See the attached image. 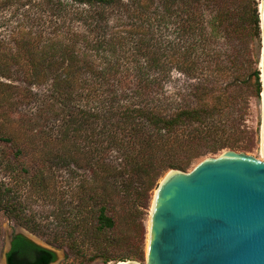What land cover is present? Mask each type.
<instances>
[{
    "label": "trees",
    "instance_id": "16d2710c",
    "mask_svg": "<svg viewBox=\"0 0 264 264\" xmlns=\"http://www.w3.org/2000/svg\"><path fill=\"white\" fill-rule=\"evenodd\" d=\"M38 2L47 22L13 12L0 23L8 31L0 37V170L11 176L0 178V210L43 229L44 212L19 195L28 184L55 205L54 242L105 262L142 259L136 206L159 176L250 149L243 100L262 83L244 56L261 33L258 9L254 0H0V13ZM174 70L194 80L184 93L168 91ZM115 199L134 211L127 242L109 234ZM7 256L9 264L57 259L22 234Z\"/></svg>",
    "mask_w": 264,
    "mask_h": 264
},
{
    "label": "water",
    "instance_id": "95a60500",
    "mask_svg": "<svg viewBox=\"0 0 264 264\" xmlns=\"http://www.w3.org/2000/svg\"><path fill=\"white\" fill-rule=\"evenodd\" d=\"M259 15L262 158L225 149L206 156L189 171L170 169L153 198L146 261L123 264H264V0ZM16 233L47 248L25 230ZM3 264H9L7 255Z\"/></svg>",
    "mask_w": 264,
    "mask_h": 264
},
{
    "label": "rangeland",
    "instance_id": "374dc122",
    "mask_svg": "<svg viewBox=\"0 0 264 264\" xmlns=\"http://www.w3.org/2000/svg\"><path fill=\"white\" fill-rule=\"evenodd\" d=\"M21 1H18L17 4H20ZM254 4L258 9L260 8L261 0H254ZM41 5L38 3L29 4L27 6H24L22 8L20 7H12L9 8L6 12L5 10L0 13V23L1 20H8L10 16L14 13H20V14H30L33 17H37L39 19H44V22H47V20H50V14L47 12L45 13V16H42L38 11V8ZM14 12V13H13ZM14 23L10 28H13L16 24L15 19ZM60 20V19H59ZM68 25V24H67ZM74 29L80 30L81 32L84 31V27L82 25H78L76 23L70 24ZM260 32H261V26H260ZM0 37L7 36L8 31H2L0 28ZM226 44V43H225ZM220 46H218V49L228 52H232L233 49L228 46L222 47L221 42L219 43ZM230 52V53H231ZM262 53H263V39H262V33H260L259 36L255 37L250 42V47L248 50L245 51V58L250 57L252 68L257 69L260 71L261 74V66H262ZM248 56V57H247ZM261 78V77H260ZM261 80V79H260ZM194 80L189 79L183 74H180L177 71H173L171 75L170 82L167 84L168 91L170 93L175 94L174 92H181L184 93V90L187 89V84L192 83ZM262 83V82H261ZM242 120V119H241ZM243 129H245L246 133L244 134V144H248L250 146V149L248 151H245L249 154L255 155L257 157L262 158V150H261V132H262V124H263V97H262V91L260 94L252 95L249 98V101L246 103L243 100ZM244 151V150H243ZM221 153V152H220ZM219 154V153H218ZM218 154H211V155H218ZM209 156V155H208ZM205 158V157H204ZM203 159V158H202ZM202 159L196 160L191 167L186 170H191L195 165L198 164ZM170 170V169H169ZM166 170L159 178L157 179L156 183L152 187V189L148 192V197L143 198L138 201V207L136 206L138 210V215L140 216V221L143 222L145 227V233H144V257L142 259H138L137 261H140L144 263L146 261V253H147V243H148V225H149V218L151 213V207L153 203V198L156 192V189L161 182L162 178L165 176V174L169 171ZM62 172V171H61ZM63 174V173H61ZM0 178L9 181L11 180V176L5 172V170H0ZM59 184L60 185H66V181L68 180V175L59 176ZM70 194V193H69ZM19 195L23 197L24 200L30 202V205L32 208L43 211L44 213L41 214L38 218L39 221L44 226L43 229H40L39 231L35 232L29 229L28 227L21 224L18 220L14 218H9L3 211L0 210V264L4 263L5 256L7 255L6 252V246H7V236L8 234H13L20 230H25L29 232L32 236L37 238V242L46 246L47 248L55 250L57 259L52 264H122L125 261H119V260H112L109 262H105L102 258L98 257L95 259H92V253L93 251H87L85 253H82L81 251H78L77 248L70 247L69 244H60L53 241L51 234L53 235V232L56 233L58 227H56L55 220L50 216L52 214V211L55 207V205L50 200H45L44 198H35L32 195H30L29 186L28 184H24L21 186ZM53 198V197H51ZM140 205V207H139ZM131 204L127 205L126 207L120 205L117 200H114L113 208L115 210V214L118 216L117 225L115 229L109 234L113 236H120L124 241H128L129 237H132L135 235V224H134V211L130 208ZM39 223V222H37ZM133 238V237H132ZM89 245V243H86ZM90 244H92L90 242Z\"/></svg>",
    "mask_w": 264,
    "mask_h": 264
},
{
    "label": "flooded vegetation",
    "instance_id": "af4514ba",
    "mask_svg": "<svg viewBox=\"0 0 264 264\" xmlns=\"http://www.w3.org/2000/svg\"><path fill=\"white\" fill-rule=\"evenodd\" d=\"M18 234H21V233H16V232H15V233H13V234L11 235V248H10V251H11V249H12V247H13V241H14V239H15V236L18 235ZM22 235H23V234H22ZM24 236H25V235H24ZM25 237H26V236H25ZM27 238H28V237H27ZM28 239H29V238H28ZM29 240H30V239H29ZM31 241H32V240H31ZM34 243H35V242H34ZM10 251H9V252H10ZM9 252H7V255H8ZM7 258H8V256H7Z\"/></svg>",
    "mask_w": 264,
    "mask_h": 264
},
{
    "label": "bare ground",
    "instance_id": "6f19581e",
    "mask_svg": "<svg viewBox=\"0 0 264 264\" xmlns=\"http://www.w3.org/2000/svg\"><path fill=\"white\" fill-rule=\"evenodd\" d=\"M261 64H263V60H262V63H261ZM123 263H124V262H123ZM123 263H122V264H123Z\"/></svg>",
    "mask_w": 264,
    "mask_h": 264
}]
</instances>
